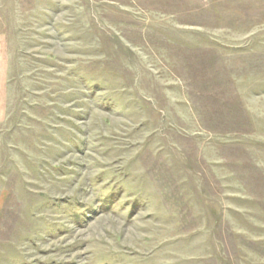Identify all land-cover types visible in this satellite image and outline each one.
<instances>
[{"label": "rangeland", "instance_id": "obj_1", "mask_svg": "<svg viewBox=\"0 0 264 264\" xmlns=\"http://www.w3.org/2000/svg\"><path fill=\"white\" fill-rule=\"evenodd\" d=\"M0 264H264V0H0Z\"/></svg>", "mask_w": 264, "mask_h": 264}]
</instances>
